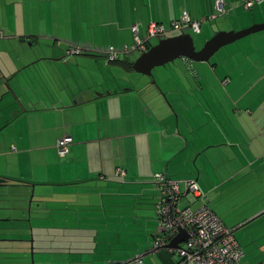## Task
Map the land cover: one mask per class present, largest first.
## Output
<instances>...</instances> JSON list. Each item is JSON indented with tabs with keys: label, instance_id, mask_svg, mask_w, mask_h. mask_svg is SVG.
Returning <instances> with one entry per match:
<instances>
[{
	"label": "crops",
	"instance_id": "crops-1",
	"mask_svg": "<svg viewBox=\"0 0 264 264\" xmlns=\"http://www.w3.org/2000/svg\"><path fill=\"white\" fill-rule=\"evenodd\" d=\"M242 1L222 0L228 12H248L237 14L231 29L264 22V0L248 9L242 8ZM182 11L192 19L206 17L213 12V0H0V55H8L0 56V71L12 78L38 61H50L54 70L50 92L38 82L42 74L37 64L38 76L29 83L36 97L22 99L23 108L14 115L13 128L8 126L9 133L0 136V176L19 181L27 189L31 186L36 195L32 264H176L174 253L151 245L157 231L152 207L155 173L180 181L195 180L210 199L226 183L245 180L248 187L256 184L263 188L261 199L248 214L224 216L227 212L218 213L219 207L211 201L208 204V196L207 205L233 230L264 215V43L254 48L255 41H264V33L252 37L248 42L251 49L241 56L199 61L202 65L194 68L186 63L187 72L174 65L156 69L161 71H155V84L151 76H144L137 86L126 87L116 83L115 75L108 71L110 67L133 72L131 63L136 57L129 51L133 50L131 25L144 37L149 21L168 28ZM57 38L66 43L61 50L37 52L39 42L59 45ZM69 47L80 51L69 53ZM109 51L116 53V59L106 60ZM101 67L105 71L99 72ZM84 68L89 69L90 77L99 73L90 82L99 81L85 82ZM246 75L253 78L241 83ZM11 86L18 96L25 93L16 81ZM63 135L70 142L67 152L59 156L55 142ZM49 191L57 195L46 198ZM118 196L141 202L139 207L126 205L129 214L121 216L123 200ZM45 202L50 206L41 208ZM93 202L104 217L112 212L113 217H121L122 224V217H132L146 238L135 240L129 254L114 256L110 262L96 256L104 251L91 252L97 241L77 245L71 235L78 233L76 229L97 230L78 222V218L88 220L92 213L87 208ZM196 205L186 198L180 200V206ZM18 216L13 220L26 217ZM101 223L100 228L107 230V219ZM125 226L113 221L111 232L101 242L116 235L119 239ZM251 229L242 233L251 250L247 255L236 239L240 230L234 233L242 253L239 264L264 260V254H258V250L264 251V219ZM9 238L13 240L8 243L11 252L0 257V264H30L27 240ZM79 246L86 250L79 251Z\"/></svg>",
	"mask_w": 264,
	"mask_h": 264
},
{
	"label": "rangeland",
	"instance_id": "rangeland-1",
	"mask_svg": "<svg viewBox=\"0 0 264 264\" xmlns=\"http://www.w3.org/2000/svg\"><path fill=\"white\" fill-rule=\"evenodd\" d=\"M244 13H248L247 11H238L237 13L235 11L232 12H227L224 15L221 16H217L215 19L212 20H205L204 22L200 23V32L198 34H194L190 31L189 27H183L181 29V32H186L189 33L192 41H193V45L194 47L197 49L201 46V44L208 39L214 32H216L219 29H224V30H238V27H233V29H231L230 27V22L234 20L235 16L237 14H244ZM246 27V26H245ZM242 27V28H245ZM240 29V28H239ZM208 30H210V32H207ZM180 31H169L166 35L161 36L159 38L162 37H166V36H171V35H175L178 34ZM261 33H264V29L261 31H258L256 33H252L249 34L247 36H244L240 39H237L231 43H228L224 46H221L216 52H214L208 59L207 62L211 63L212 61L218 60L219 58L223 57V56H234L232 58H235V56H241L242 53L245 50H250L251 46H250V39L252 37L255 36H259ZM59 34H63L62 31H59ZM139 37H143V35L141 36L140 34H138ZM61 36V35H59ZM59 38V37H58ZM59 41L58 44L59 45H52L49 44L50 46L53 47H49V45L44 44L42 45L41 42H39V45H37V52L42 51L43 48L45 49H62V47L64 46L63 40L62 39H58ZM157 37H149L147 39L146 45H153L156 43L157 41ZM56 42V41H55ZM132 43V40L130 39V41H128V46H130ZM260 43H264L263 40L258 39L257 41L254 42V48L259 49L260 48ZM47 45V46H46ZM33 49L36 48L35 43L32 44L31 46ZM30 47V49H32ZM132 52V56L137 57L139 55V51L136 50H129ZM0 56H4L5 58H8V55H0ZM242 59V58H241ZM2 60V59H1ZM41 60V59H40ZM243 63H245V59L243 58ZM185 61V62H183ZM240 61V59H239ZM40 63V64H39ZM39 63L35 64V67H31L29 69H26L25 71H21L20 73H18L15 78H17V80L20 83V86H22V88H24V94L20 95L22 99H25L26 96L29 97L30 99H34L37 95V93L35 92H31L30 90V86L32 84L31 80L35 79L38 75H34L37 71V64H39V66L41 67L40 69V73L42 75L38 76V82L40 84H43V86L45 85L46 88H48L51 92V89L49 87V84L51 85V82L54 81V76L52 75L53 70V66L52 63L50 61H40ZM186 63H189L190 65H192V67H199L202 64H199L200 62H194V61H190L188 59L185 58H177L174 59L172 62H169L167 64H165L164 66H158V67H154L151 70V80L154 81V84L156 83V79H158L157 74L155 73V71H161V70H156V69H163V67H168L169 65H174L175 67H178L179 69H185V72H187L186 69ZM204 65V64H203ZM207 65V64H205ZM103 68L101 67L100 71H105ZM117 69V68H115ZM95 68H94V72H95ZM108 71H112L115 75L116 78V83H120L121 85H124L126 87L128 86H137L136 82L138 81V79L140 78L141 81L142 79H144V75L136 73V72H129V73H122V71H120L121 73H119L118 69L115 71L112 68L109 67ZM181 73L184 74L183 70H181ZM89 74V69L84 68L82 71V75L83 78H85V82H88V84L90 85V83H97L99 80H94L91 81L90 80L95 76V75H99L98 74H94L90 77ZM101 75L103 78H105V82L108 83V78H106V75L104 72H101ZM46 77H48L46 79ZM111 76H109V81L110 83H113V80L110 78ZM21 78V79H20ZM250 78L252 79L253 77H250L249 75L243 76V80L241 83H243L244 81H250ZM13 81H15V79H13ZM16 84L18 85V83L16 82ZM33 84H35V82H33ZM136 84V85H135ZM2 87H0V108L5 109L6 114H8L9 116H13L14 114H16V112L14 111V109L12 110H7V105L10 104L11 100L16 101V99H18V95L16 93H13L11 90H8L9 85H7L8 87L1 85ZM102 86H104V84H102ZM19 87V85H18ZM32 87V86H31ZM3 90V91H2ZM21 93V91H20ZM8 111V112H7ZM16 125L19 126L20 125V121H16ZM13 124L9 127L13 128ZM11 128V129H12ZM9 129H7L4 134H8L9 133ZM237 181V180H236ZM232 182L230 184L226 183L225 185L220 186V188L218 189L216 195L213 197L214 193L212 192V190H210L212 193L210 194L211 199L208 196V204L210 205V203L212 202V204H214L216 207L220 208V211L218 213H225L227 212L224 216H228L231 217L234 214H240V215H245L248 214L249 212H252L253 210H255L256 208V204H257V200L261 199V190L259 187H257L256 184H254V186H247V183H245V180L243 182V180H238L237 182ZM225 183V182H223ZM222 184V183H221ZM220 184V185H221ZM30 190V191H29ZM131 193V192H129ZM132 194V193H131ZM30 196L32 200H34L33 198H35V193L33 192V188L31 187L30 189L21 186V185H17V186H13V187H9V189H7L6 186H1L0 187V238L4 237H16L19 240L23 238V240H27L25 243L28 245L27 248V253L29 255V261L30 264L32 259V255L34 252V249H32L33 247V236L34 233L31 232V228L32 224L34 225L35 223V219H34V213L33 210H35V207H33V201L29 203V206L31 204V209H28L27 212V204L25 201H22V197H27ZM52 195H57V193H54L52 191H49L46 194V198H49V196ZM117 198V197H116ZM118 200H123L122 204H123V209L124 212L122 211V213H120L121 216H125L126 214L128 215L129 212L126 211L125 209H127L126 205H130L129 207L136 205L135 207H139L141 201L140 200H131L129 201L128 197L125 196L121 199V196H118ZM117 200V201H118ZM211 201V202H210ZM135 202V203H134ZM48 206H50V202H45L43 203V205L41 206V208L43 207L48 208ZM98 206L96 205L95 202H93L88 209V211H90L92 214L90 216H88V220L85 219H81L78 218V222L80 223V225L82 226L83 224L85 226H90L93 229H97L94 230L93 233H90L91 230H83V229H74L75 231H77L78 233H73L71 235H74V238H76L75 241H78L77 245H81V244H85L87 241H89V239H91L93 242L97 241V246L96 243L93 247V251H91L92 253H101L98 251H104L101 254H96L97 257H99L100 259H102V261H108L110 262V260H112L114 258V256H120L122 255V253H124L125 255L129 254L130 249H134V242H136L135 240L139 239V238H146V234H143V230L142 227H140V230L137 229L138 225H140L139 223H133V218L132 217H122V222L120 223L119 218L121 219V217L117 218V217H113V213L112 212H107L106 214H108V216L104 217L103 213L98 210L99 208H97ZM23 208V209H22ZM22 209V211H21ZM131 210V209H128ZM20 212L22 214H20ZM80 214V213H79ZM26 216L25 218H23V220H21V218H19L18 220H13L15 219L17 216ZM69 215V214H68ZM18 216V217H19ZM105 219H107V223H108V229L105 231L102 230L100 228L101 226V221L105 222ZM262 219H264V215L258 216L257 218L251 220L250 222L246 223L243 227L233 230V235L234 233H236L238 230H240L241 234L237 235L236 239L240 242V246L244 252L245 255L250 254L251 250L249 248H247V237L242 235V233L245 230H252L251 227L255 224H259ZM68 220H71L72 222L73 219L68 218ZM118 220V224L119 225H126L124 227V230H121V232L119 233V239H116V237L113 239L110 237V239H108L105 242H101V240L107 239L108 234L111 232V226H112V222ZM131 222L129 223L128 222ZM141 220V224H142V220L143 218H140ZM46 221H50L49 219H46ZM76 224V223H75ZM78 225V224H76ZM92 229V230H93ZM231 229V228H230ZM69 231L68 229H66V232ZM109 232L108 234L106 232ZM259 235V234H258ZM235 237V235H234ZM116 240L118 241V243H116ZM35 242V241H34ZM9 242H3L0 243V245H6ZM68 246V245H67ZM11 247V245L9 246ZM78 248L79 251H85L86 249H83V246H79ZM115 248H119V251H115ZM7 249V248H6ZM98 250V251H96ZM134 250H132L131 252H133ZM8 252H11L10 249H8ZM120 253V254H117ZM258 254H264V251H260L258 250ZM62 257L67 256V254H61ZM98 259V258H97ZM96 260V258H95ZM101 261V262H102Z\"/></svg>",
	"mask_w": 264,
	"mask_h": 264
},
{
	"label": "built area",
	"instance_id": "built-area-1",
	"mask_svg": "<svg viewBox=\"0 0 264 264\" xmlns=\"http://www.w3.org/2000/svg\"><path fill=\"white\" fill-rule=\"evenodd\" d=\"M260 0H244L243 9L250 8ZM225 10L222 0H213V12L200 19L190 18L185 11L180 18L171 21L168 28L155 21H149L145 29V36L139 37L137 26H130L133 43L131 49L142 52L146 50L149 37H161L169 31H180L189 27L194 34L200 32V23L223 15ZM179 32V33H180ZM80 49L69 47L67 52L78 53ZM117 55L109 51L106 60L116 59ZM70 142L68 136H61L56 140L57 154L62 156L67 152ZM13 148V147H11ZM122 174V171H117ZM152 184L156 194L153 199V208L158 221L157 231L152 240V248H160L167 244L180 230L185 233V241L179 242L176 249L166 248L174 253L176 264H239L241 256L240 246L233 236L232 229L224 226L220 218L207 205V195L198 187L195 180H176L167 177L164 173H155ZM182 185V189L180 188ZM181 198L197 202L196 207L180 206ZM264 264V260L257 263Z\"/></svg>",
	"mask_w": 264,
	"mask_h": 264
},
{
	"label": "water",
	"instance_id": "water-1",
	"mask_svg": "<svg viewBox=\"0 0 264 264\" xmlns=\"http://www.w3.org/2000/svg\"><path fill=\"white\" fill-rule=\"evenodd\" d=\"M263 29L264 22L252 24L246 28L236 31L218 30L214 32L208 39H206L197 49L193 45L190 34L186 32H180L175 35L158 38L155 44L150 45L146 50L139 53V55L132 61L131 68L136 73L142 74L144 76H151V70L154 67L164 66L165 64L172 62L177 58H185L194 62L206 61L221 46ZM45 60L50 59L45 58ZM4 77V74L0 71V85L6 86L4 83ZM11 77L15 79L18 85L20 84L17 78H15V74H12ZM105 93L108 94V91ZM94 95L98 96L101 95V93H95ZM89 98L85 97V100H88ZM185 238V233L179 229L177 234L167 244L160 248L176 249L179 247V242L185 241ZM12 241V239L0 238V243H10ZM8 249H10L8 244L7 246L0 245V257H5V255L8 253ZM124 263H126V261L120 262L118 264Z\"/></svg>",
	"mask_w": 264,
	"mask_h": 264
},
{
	"label": "flooded vegetation",
	"instance_id": "flooded-vegetation-1",
	"mask_svg": "<svg viewBox=\"0 0 264 264\" xmlns=\"http://www.w3.org/2000/svg\"><path fill=\"white\" fill-rule=\"evenodd\" d=\"M150 45H146L145 46V48L147 49L148 47H149ZM38 59V58H37ZM38 62H40V61H38ZM21 71H19V72H17L16 74H15V76L18 74V73H20ZM35 75V74H34ZM10 77L7 75V76H5L4 77V83L6 84V87H8L7 85H9V88H8V90H11L13 93H15V91H14V89H13V87L11 86V81L14 79L13 77L12 78H10ZM21 79V78H20ZM0 87H2L1 85H0ZM3 91V90H2ZM19 98L18 99H16V101H13V100H11V102H10V104L9 105H7V106H5V107H7V110H13L14 109V111L16 112V114H18V113H20L21 111H22V108H23V106H22V98H21V96L19 95L18 96ZM4 111H6L5 109H2V108H0V136H2L3 134H4V132L6 131V129L8 128V126H10V125H12L13 124V117H14V115L13 116H9L8 114H6V112H4ZM8 112V111H7ZM14 125V124H13ZM17 185H21V183H19V181H10L9 179H7L6 177H2V176H0V187L1 186H6L7 187V189H9V187H13V186H17ZM31 188V186H29V189ZM30 191V190H29ZM22 199V201H25L26 202V204H27V212H28V210L29 209H31V204H30V206H29V203L30 202H32L33 201V207H36L37 206V202H34V200H32L31 199V197L30 196H28L27 195V197H22L21 198ZM28 207H29V209H28ZM23 209V208H22ZM22 209H21V211H22ZM30 211V210H29ZM20 214H22L21 212H20ZM3 238H6V239H10L9 237H4L3 236Z\"/></svg>",
	"mask_w": 264,
	"mask_h": 264
},
{
	"label": "trees",
	"instance_id": "trees-1",
	"mask_svg": "<svg viewBox=\"0 0 264 264\" xmlns=\"http://www.w3.org/2000/svg\"><path fill=\"white\" fill-rule=\"evenodd\" d=\"M225 10H226V9H225ZM227 12H228V10H227ZM227 12H226V13H227ZM223 15H224V14H223ZM219 16H221V15H219ZM216 17H217V16H216ZM216 17H215V18H216ZM215 18H214V19H215ZM210 20H212V19H210ZM55 143H56V142H55ZM55 148H56V147H55ZM56 152H57V150H56ZM181 199H182V198H181ZM152 207H153V206H152ZM153 209H154V208H153ZM153 211H154V210H153ZM154 213H155V211H154ZM155 219H156V227H158V221H157L156 215H155ZM156 229H157V228H156ZM162 249H163V248H162ZM168 252H169V251H168ZM110 264H118V263H110Z\"/></svg>",
	"mask_w": 264,
	"mask_h": 264
}]
</instances>
